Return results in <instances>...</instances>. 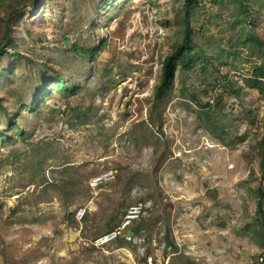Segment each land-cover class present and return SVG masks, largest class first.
Wrapping results in <instances>:
<instances>
[{
	"label": "rangeland",
	"instance_id": "374dc122",
	"mask_svg": "<svg viewBox=\"0 0 264 264\" xmlns=\"http://www.w3.org/2000/svg\"><path fill=\"white\" fill-rule=\"evenodd\" d=\"M247 1L248 18L230 0H200L194 66L178 65L156 100L183 0H0V41L18 11L0 54L2 105L31 104L55 82L48 66L78 88L48 94L18 119L23 136L0 140V264H264V102L244 80L260 61L245 40L264 39V0ZM72 45L102 48L92 61ZM102 173L112 177L90 187ZM131 204L143 207L138 232L94 247Z\"/></svg>",
	"mask_w": 264,
	"mask_h": 264
},
{
	"label": "trees",
	"instance_id": "16d2710c",
	"mask_svg": "<svg viewBox=\"0 0 264 264\" xmlns=\"http://www.w3.org/2000/svg\"><path fill=\"white\" fill-rule=\"evenodd\" d=\"M230 2L238 8V12L245 16L249 17V5L247 0H230ZM201 8L200 0H183L182 11L183 16L181 18V40L172 47V51L164 57L162 62V73L161 79L158 85L154 90V98L156 100L163 99L168 90L173 85V80L177 66L179 65L181 69L190 70L194 66V42L192 39V27L189 24V19L192 13ZM17 10H13L9 13V17L5 23L4 34L2 40L0 41V54L5 51L2 47L4 42H9L10 33H11V24L15 17H12L14 14H17ZM245 42H251L256 46L259 53L260 61L257 63L251 73L249 78H244L248 82L250 88L255 89L261 100L264 102V39L259 37L254 31L250 32L245 40ZM72 50L79 52L82 55L90 58L92 61L95 60L96 55L101 50L102 45H93V46H81L72 45ZM16 56H20L19 53H14ZM52 70L54 75L55 82L51 84L49 79H43V84L36 88V93L34 94L33 102L31 104H23L20 109L16 112L11 113L8 108L2 105V98L0 97V112L1 116L5 119V125L0 126V140L1 139H12L15 136H23L24 130L21 128L18 119L25 114V112H35L39 108L40 104L43 102L45 96L52 92H57L62 95L72 96L78 92L76 86L67 85L66 79L63 76L59 75V72L52 67H46ZM49 83V84H47ZM209 105V104H206ZM11 130H14L12 135L9 134ZM258 152H259V164L262 170V180L264 182V134L259 140ZM257 213L258 215H264V188L258 187L257 189ZM131 231L136 234L138 232V226L132 228ZM169 246L173 249L177 247H172V244L169 243ZM263 259V258H262Z\"/></svg>",
	"mask_w": 264,
	"mask_h": 264
},
{
	"label": "built area",
	"instance_id": "2783aa9c",
	"mask_svg": "<svg viewBox=\"0 0 264 264\" xmlns=\"http://www.w3.org/2000/svg\"><path fill=\"white\" fill-rule=\"evenodd\" d=\"M112 173H102L101 175L94 177L90 180L89 185L92 188H96L104 180L110 179ZM142 205L141 204H131L123 212L120 221L115 227H113L107 233L99 235L93 242L94 247H102L106 244L112 243L118 239L127 238L130 233V227L140 219L142 215ZM87 212V208H78L74 218L76 221L80 222ZM148 264H152V258L148 257Z\"/></svg>",
	"mask_w": 264,
	"mask_h": 264
},
{
	"label": "water",
	"instance_id": "95a60500",
	"mask_svg": "<svg viewBox=\"0 0 264 264\" xmlns=\"http://www.w3.org/2000/svg\"><path fill=\"white\" fill-rule=\"evenodd\" d=\"M134 236V233L131 231L129 234H128V236H127V238L126 239H131L132 237Z\"/></svg>",
	"mask_w": 264,
	"mask_h": 264
}]
</instances>
